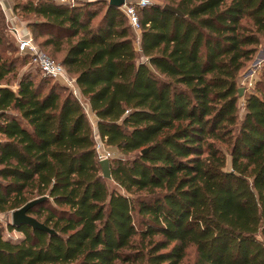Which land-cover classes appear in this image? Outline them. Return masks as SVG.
<instances>
[{
    "label": "trees",
    "instance_id": "16d2710c",
    "mask_svg": "<svg viewBox=\"0 0 264 264\" xmlns=\"http://www.w3.org/2000/svg\"><path fill=\"white\" fill-rule=\"evenodd\" d=\"M79 1L9 4L81 100L19 75L0 3V213L46 196L28 213L54 230L0 221V264H184L190 246L193 264H264V70L254 91L239 87L264 0L141 6L138 47L123 6ZM87 106L123 155L111 179Z\"/></svg>",
    "mask_w": 264,
    "mask_h": 264
},
{
    "label": "rangeland",
    "instance_id": "374dc122",
    "mask_svg": "<svg viewBox=\"0 0 264 264\" xmlns=\"http://www.w3.org/2000/svg\"><path fill=\"white\" fill-rule=\"evenodd\" d=\"M7 3L10 1V3L13 4V0H6ZM22 1H26V0H22ZM86 2L88 1H94V0H84ZM108 3L110 2V0H107ZM138 0H127V4L128 5H133L139 14V8L141 7L140 5H138L137 3ZM152 4L154 3H160V4H165L166 0H151ZM85 4V3H84ZM76 5H80L83 6L81 1H78L76 3ZM97 6H100V4H98ZM103 8V7H102ZM104 10H102V12L99 14V18L102 16ZM28 17L23 16V14L21 12H17L15 14V22L16 24L19 25H27V19ZM7 19V18H6ZM98 19L95 20V22H97ZM8 22V26L10 25L9 20L7 19ZM7 32V40H10L11 43H13V45L11 46V49H8L7 51H5V56H13L17 59V72L20 74L22 73H29L31 72L33 75V78L36 80L37 83H39L40 81H46V86H50L53 84L56 85H60V87H66L64 86L61 82L53 80V79H49L48 77H46V75H44L33 63L32 60H30L28 57H25L23 54H20V52L17 50V38L15 36V34H13L12 32L9 31V29L6 31ZM137 34V47H138V38L140 35V31L136 32ZM38 42V45L40 44V41H42V39L36 40ZM40 46V45H39ZM43 51H45L48 55H50L53 59H55L56 61L60 62L59 58H56L53 54L50 53V49L47 48H41ZM60 56V55H59ZM264 70V40L262 42V45L259 47L258 52L254 55V57L252 58V60H250L245 68L243 69L242 73H241V81L239 84V87L242 88L243 94L245 93H249L254 91V87H255V82L257 80H259L262 76ZM70 76L74 77L71 73H69ZM15 87V85H14ZM66 92L71 91L70 88L66 87ZM62 93H65L64 91ZM243 103V98H241L240 100V104ZM242 108V106H241ZM86 111L88 113V117L90 119V121L92 122L93 126H96V116L94 114H92L89 110V107H86ZM105 144V143H104ZM105 147L107 148L108 151L111 152L112 156H123L121 155L118 151H116L114 148L112 147H108L105 144ZM109 187L115 188L116 184L113 181L109 182ZM11 213L10 212H6V213H0V221L3 223H6L7 221L11 220ZM5 236L6 237H13L14 239L18 238L19 236H21L20 233H18L17 231H5ZM196 260V250L194 246H190L187 251H186V257L184 260V264H193Z\"/></svg>",
    "mask_w": 264,
    "mask_h": 264
},
{
    "label": "built area",
    "instance_id": "2783aa9c",
    "mask_svg": "<svg viewBox=\"0 0 264 264\" xmlns=\"http://www.w3.org/2000/svg\"><path fill=\"white\" fill-rule=\"evenodd\" d=\"M66 6H75L79 0H59ZM0 3L5 11V0H0ZM138 5L149 6L152 4L151 0H138ZM124 12L129 18L131 25L135 30L140 31V23L138 13L133 5H128L127 0L123 5ZM9 20V30L15 34L17 38V47L20 54H27L31 57L32 63L46 76L53 80L61 82L64 86L68 87L73 91L76 97L81 100L80 88L76 82V78L70 76L63 64L53 59L45 51L41 49L38 43L35 41L34 36L27 25L16 24L12 19ZM96 133V149L100 160L110 159L112 156L111 152L105 147L104 141L99 136L98 130L95 127ZM11 221V220H10ZM7 221V222H10Z\"/></svg>",
    "mask_w": 264,
    "mask_h": 264
},
{
    "label": "water",
    "instance_id": "95a60500",
    "mask_svg": "<svg viewBox=\"0 0 264 264\" xmlns=\"http://www.w3.org/2000/svg\"><path fill=\"white\" fill-rule=\"evenodd\" d=\"M126 0H110V4L114 5V6H123L125 4ZM164 8L174 12V13H178L179 15H182V12L176 8L175 6L167 3L164 5ZM243 89L240 88V95L243 94ZM148 150V148L143 149L142 152H146ZM100 165L102 167V173L103 176L107 179H111L112 178V174H111V169H110V161L109 159L105 158L100 160ZM47 197H39L36 198L34 200L29 201L28 203H26L24 206H22L21 208H18L14 211H12L11 213V221L10 223L14 224V225H29L31 226L33 229H40L43 231H47L50 234L54 233V230L49 228L48 226H46L44 223L40 222L39 220H37L35 217L31 216L28 211L29 209H31L33 206H35L36 204L44 201Z\"/></svg>",
    "mask_w": 264,
    "mask_h": 264
},
{
    "label": "crops",
    "instance_id": "0c3cea01",
    "mask_svg": "<svg viewBox=\"0 0 264 264\" xmlns=\"http://www.w3.org/2000/svg\"><path fill=\"white\" fill-rule=\"evenodd\" d=\"M5 7H6V9H5L6 18L10 19V20L12 19L13 21H15V13L13 12L12 8L10 7L9 2L7 3L6 0H5ZM96 120H97V118H96ZM96 123H97V121H96ZM19 237H21V236H19Z\"/></svg>",
    "mask_w": 264,
    "mask_h": 264
}]
</instances>
